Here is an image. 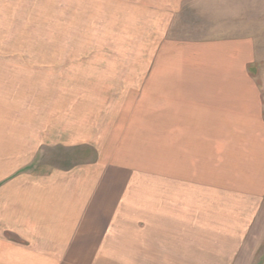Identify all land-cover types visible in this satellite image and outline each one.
Wrapping results in <instances>:
<instances>
[{
  "label": "crops",
  "instance_id": "crops-1",
  "mask_svg": "<svg viewBox=\"0 0 264 264\" xmlns=\"http://www.w3.org/2000/svg\"><path fill=\"white\" fill-rule=\"evenodd\" d=\"M236 48L219 42L218 61L203 71L160 57L155 72L135 78L140 95L155 98L157 184L132 163V142L101 136L97 124L75 131L67 113L29 108L24 121L1 91L0 264H239L226 246L213 252L212 189L228 183L261 201L264 111L246 59L227 55ZM48 147L87 152L46 165L37 159Z\"/></svg>",
  "mask_w": 264,
  "mask_h": 264
},
{
  "label": "rangeland",
  "instance_id": "rangeland-1",
  "mask_svg": "<svg viewBox=\"0 0 264 264\" xmlns=\"http://www.w3.org/2000/svg\"><path fill=\"white\" fill-rule=\"evenodd\" d=\"M4 4L8 5L2 8L5 18L0 26L4 104L11 100L20 104L24 121L29 108L54 112L57 120V114L67 113L75 131L92 134L97 124L101 136H111L118 144L132 142V163L147 174L149 184L159 183L155 98L141 96V81L135 78L155 72L160 57L170 56L179 66L181 62L191 71H203L218 61L219 42L235 40V55H227L246 59L264 111V0H5ZM167 108L165 103V112ZM83 152L87 151L48 147L37 160L69 165L82 159ZM234 187L226 183L218 192L220 187L213 185V252L226 246V252H239V264H264V195L254 206L252 196L229 192ZM241 227L247 230L238 235ZM218 229L227 233H215Z\"/></svg>",
  "mask_w": 264,
  "mask_h": 264
}]
</instances>
